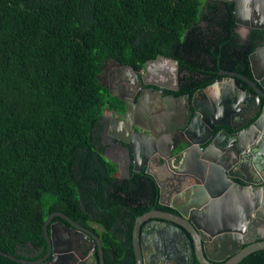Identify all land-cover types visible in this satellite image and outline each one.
Returning a JSON list of instances; mask_svg holds the SVG:
<instances>
[{"label":"trees","instance_id":"1","mask_svg":"<svg viewBox=\"0 0 264 264\" xmlns=\"http://www.w3.org/2000/svg\"><path fill=\"white\" fill-rule=\"evenodd\" d=\"M203 1L0 0L4 253L21 259L18 245L32 243L44 254L43 227L54 212L89 226L80 189L85 185L103 198L118 173L97 151L94 135L107 112L125 110V103L101 85L102 66L115 59L143 69L161 52V36L180 41L198 22ZM103 235L117 259L129 251L116 240L111 244L109 233ZM254 256L264 264V250ZM0 264L21 263L0 254Z\"/></svg>","mask_w":264,"mask_h":264},{"label":"water","instance_id":"2","mask_svg":"<svg viewBox=\"0 0 264 264\" xmlns=\"http://www.w3.org/2000/svg\"><path fill=\"white\" fill-rule=\"evenodd\" d=\"M241 1L237 0L239 6L236 14L238 22H243L241 20L247 18V16H243L242 11L248 10L247 6L251 3L250 0L245 4ZM262 1L263 15L260 16V24L254 26L259 29L264 28V0ZM263 53L264 48L254 53L253 62L259 60ZM163 59L164 57H159V60L162 61ZM167 60L177 64L174 60ZM155 63L152 60L148 61L145 65L146 74L141 76L134 67L115 59H108L97 77L102 86L107 87L114 97L125 103L126 108L122 118L115 119L116 121L113 120V123L120 122V125H126L127 123L128 134L125 132L114 133L113 137L126 144L132 150V156L136 159L142 151L147 160L152 157L153 163L158 166L159 170L156 172L155 169H147L145 173L149 175V180L154 181L159 186L162 196L166 193L162 181L163 174L168 172L169 169H174V174L169 175L167 178L173 181L172 195L180 191V199L182 196L188 199L185 203L176 206V209L180 212L177 216L181 219L164 213L156 215L157 218L174 223V229H163L160 233H156L159 240L156 248L162 252L166 261L169 260V264H186L189 258L188 252L192 246L195 247L196 256L201 264L217 263L220 262L219 260H225L233 255L235 256L230 259L229 264H239L240 261L251 254L264 250V187H258L261 194L256 197L254 192L256 187L252 186V184L262 183L263 179H251L249 175L246 176V171L251 174L252 170H257L260 173L264 170V107L260 108L262 100H264V70H262L264 64L262 63L260 68L254 65L251 78L240 73H231L228 74L229 78L225 80V83L207 86L202 91L197 92L196 95L198 96L187 94L184 107L174 113V120L165 121L166 123L161 121V123L157 122L155 118L152 119L153 112L149 106L150 104L154 105V101L153 95H150V90H145L146 95L144 97L135 99L142 83L158 86L165 90H178L171 88L169 84L164 83L165 85H163L162 72L152 73ZM105 67H111L112 70L106 72ZM153 75L156 76L157 80L150 79ZM170 80L171 78H169V82ZM235 80L247 84V90H240L235 85ZM227 82L229 83L227 84ZM215 88L219 90L217 97L210 100L205 93L208 94L211 89ZM233 93H238L239 97L234 100L231 99ZM162 96L163 93L159 91V97ZM171 99L174 102L177 100L174 95ZM143 103H146V105H144V110L141 111ZM157 105L160 108L164 104L159 101ZM138 111L141 113L137 114ZM250 113L253 115L251 118L239 124L233 122L237 118L241 119L244 115L249 116ZM135 115L141 121H144L146 126L134 124L132 118ZM255 118L257 122L255 126H250L251 130L248 128L243 132L241 131L239 135L236 134L227 139L226 134L248 126ZM177 119L178 121H176ZM169 123L172 126H168ZM152 125L153 129L154 127L157 128V136L153 134ZM217 130L221 131L216 134ZM222 131L224 132L221 133ZM173 132L176 133L174 136L177 135V138L165 141L167 136L173 134ZM158 137H161V141ZM225 141L227 142L225 143ZM222 142L225 144H221ZM180 147L182 149L178 154L180 161L173 166L172 154ZM147 163L146 161L145 164ZM191 164L193 169L186 168ZM207 168H209L208 171ZM204 182L203 187L201 183ZM184 185L188 188L184 189ZM229 186L233 190L230 191ZM158 194L160 195V192ZM230 199L233 200L238 212L235 219L231 221L232 216L225 217L222 227L216 230H208L206 225L212 223L217 225L219 213H223V209L228 205L227 200ZM55 217L65 219L70 226L81 229L84 234L87 233L85 236L96 239L101 245L98 236L92 230L76 224L62 212H54L45 220L43 227L49 245L48 257L51 256L52 260L41 261L39 264H66L70 258L67 259V255L54 251L57 246L56 228L60 227L59 224L57 227L52 224ZM145 218L139 217L135 226L133 243L136 264H155L154 257L153 263H148L146 258L147 251L149 249L151 251L153 246L146 248L145 245L146 241L156 244L153 235L149 234L147 237V234H145L144 237H140V225ZM238 223L242 226L238 227ZM179 225L187 233L183 244H180L181 227ZM70 226L65 228L66 232L69 231ZM248 230L249 232H247ZM251 233L253 234L252 244L243 249L242 244L246 243V238ZM170 235L177 239L176 246L167 242ZM200 236L208 238L209 243L202 244L199 241ZM213 245L215 248L220 249L222 257H214L211 252V246ZM231 246L234 250L229 252L228 249ZM99 253L102 257L103 250L101 249ZM0 254L18 262H24L23 259L6 254L1 249ZM52 254L55 255L52 256ZM170 254H173V256ZM93 258L98 262L97 251L93 252Z\"/></svg>","mask_w":264,"mask_h":264},{"label":"flooded vegetation","instance_id":"3","mask_svg":"<svg viewBox=\"0 0 264 264\" xmlns=\"http://www.w3.org/2000/svg\"><path fill=\"white\" fill-rule=\"evenodd\" d=\"M241 2L245 4L248 0H242ZM250 2V5L247 6L248 10L242 11V14H244L243 16H247V18L241 20L243 22H238L236 14L239 6L237 0H204L198 22L185 31L180 41L175 39L174 35L168 38L161 36L162 39L159 43L161 52H159L154 59H151L154 63L156 62L152 68L154 70L152 73L155 74L158 71L162 72L163 74H161V77L163 85L166 83L169 84L171 88L178 90H165L158 86L142 83V87L139 88L136 93L135 99L144 97L146 95L145 90L151 91L150 95H153L154 101V105L150 104L149 106L150 110L153 112L152 119L155 118L157 122L164 121L163 123H166L165 121L174 120V113L184 107L187 94L194 96L198 91H202L207 86L216 83H225V80L229 78L228 74L231 73H240L251 78L254 65L260 68L262 63L264 64V53L259 60H254V62L252 60L254 53L264 48V28L259 29L254 27L260 24L259 19L260 16L263 15V1L250 0ZM138 41H140V39H138ZM159 57H164L162 60L163 62L159 60ZM167 59L174 60L177 64L169 62ZM148 61H146V63H148ZM145 65L143 69L137 70L141 76L146 74ZM105 68L107 69L106 72L112 70L111 67ZM169 78H171L170 82ZM150 79L157 80L154 75L150 77ZM208 82L209 84L205 85V83ZM228 83L229 82H227V84ZM235 85L242 91H246L248 88V85L240 80H235ZM159 91L163 93L162 97H159ZM205 94L210 100L217 97V94ZM172 95L177 99L175 102L171 99ZM238 97V93H233L231 99L234 100ZM159 101L164 104L160 108L157 105ZM144 105H146V103L141 105V111L144 110ZM263 107L264 100H262L260 108ZM124 112H107L108 115L104 116L94 135L97 151H100L108 160L117 165V176L112 183L107 185L103 198L95 189H91L90 191L85 185L83 189H80V201L84 211L89 215V226L84 224V220H76L67 215L76 224L92 230L98 236L101 245H99L96 239L85 236L87 233L84 234L81 229L70 226L69 222L63 218L56 219L55 217L52 221V224L56 225V227L58 224L60 226L56 228L57 246L54 251L62 255H67V259L70 257L66 264H136L133 239L136 222L139 217H146L140 225V237H144L145 234H147L148 237L149 234H152L156 242V244L150 241H146L145 243L146 248L153 246L151 251L150 249L147 251L148 255H146V258L148 263H153L154 257L155 264H169V260L166 261L162 252L158 251L156 248L159 244L156 233H160L163 229H174V223L172 221H165L157 218L156 215L158 213H164L179 218L177 215H179L178 213L180 212L176 209V206L180 205V203H185L188 199H185L184 196L180 199V191L172 195L173 181L167 178L169 175L174 174V169H169L168 172L163 174L164 178L162 181L166 193L162 196L159 186L155 184L154 181L149 180V175L145 173L147 169H155L156 172L159 170L158 166L153 163L152 157L147 160L142 151L138 159H136L132 156L133 152L126 144L118 141L116 137H113L114 133L125 132L128 134L127 123L126 125H120V122L113 123V120L122 118ZM139 113L141 112L138 111L137 114ZM252 113H250L249 116L244 115L241 119L237 118L236 121L233 122L239 124L251 118L253 116ZM132 119L134 124L146 126V123L141 121L138 116L135 115ZM176 121H178V119ZM256 122L257 119L255 118L248 126L238 131H231L230 134H226L227 139L233 135H239L241 131L243 132L248 128L250 129L252 126L256 125ZM258 124L260 125V123ZM167 125L172 126L170 123ZM153 130V134L157 136V128L154 127ZM220 131L221 130H217L216 134ZM223 132L224 131L221 133ZM175 134L176 133L173 132V134L168 135L165 141L177 138V135L174 136ZM159 138L161 141V137H158V139ZM226 142L227 141H225V143ZM225 143L222 142L221 144L224 145ZM181 151L182 149L180 147L172 154L173 166L180 161V156L178 154ZM146 161L148 162L147 164H145ZM186 168L193 169V165H188ZM208 170L209 168H207V171ZM250 173L251 174H248L246 171V176L249 175L251 179H263L262 183L252 184L254 188L256 187L254 192L257 197L261 194L258 187H264V178H262L264 176V170L262 173L257 170H252ZM259 179L257 180L258 182ZM91 182L93 185L97 186L96 179H92ZM201 184H203L204 187L205 182ZM185 188L188 187L184 185V189ZM229 190L231 191L233 188L229 186ZM158 192H160V195ZM92 194H96V196H92ZM228 198L229 196L227 199ZM227 201L228 205L223 209V213H219L217 225L214 223L206 225L208 230H216L222 227L223 220L226 219L225 217L232 216V219L230 218L231 221L235 219L236 214H238L236 206L232 199ZM112 208H114L113 212L111 211ZM105 209H107V212L110 211V215L104 211ZM138 210H142V213L138 214ZM100 214H104V216ZM108 223H110V225ZM67 226H70V229L66 232L65 228ZM237 226L241 227L242 225L238 223ZM247 232H249V230ZM104 233L110 234L112 240L111 244H116L114 241L116 240L120 247H127L129 249V251L124 254L123 258H116V253L113 251V248L109 243L103 240ZM185 237H187L186 230L181 227V234L179 236L181 239L180 244L185 243ZM252 238L253 234H248L246 243L244 242L242 244L243 249L252 244ZM207 240L208 238L199 237V241L204 245L209 243ZM167 242L172 243L173 246H176L178 243L177 239L172 235H170V239L167 240ZM192 247L188 252L189 258L186 264H201L196 256L195 247ZM44 248L46 251L43 254L42 250L36 249L32 243L26 244L24 248L18 245L17 252L24 261L20 263L39 264L41 261H51L52 257H48V242L47 246ZM101 249L103 250L102 257L99 253ZM232 250H234V248L231 246L228 251L232 252ZM96 251L99 256L98 262L93 258V252ZM211 252L215 258L222 257L220 249L215 248L214 245L211 246ZM254 254H256V252L244 258L239 264H260ZM53 255L55 254H52V256ZM170 255L173 256V254ZM234 256L235 255L227 257L225 260H219L220 262L217 263L211 262L210 264H229L230 259Z\"/></svg>","mask_w":264,"mask_h":264},{"label":"crops","instance_id":"4","mask_svg":"<svg viewBox=\"0 0 264 264\" xmlns=\"http://www.w3.org/2000/svg\"><path fill=\"white\" fill-rule=\"evenodd\" d=\"M218 92H219L218 88L211 89V90L209 91L208 95H209V94H210V95H216V94H218Z\"/></svg>","mask_w":264,"mask_h":264},{"label":"rangeland","instance_id":"5","mask_svg":"<svg viewBox=\"0 0 264 264\" xmlns=\"http://www.w3.org/2000/svg\"><path fill=\"white\" fill-rule=\"evenodd\" d=\"M106 115H108V113H106ZM98 227V226H97Z\"/></svg>","mask_w":264,"mask_h":264}]
</instances>
